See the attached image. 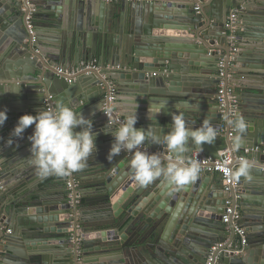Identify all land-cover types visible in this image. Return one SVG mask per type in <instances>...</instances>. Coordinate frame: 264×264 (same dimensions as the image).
<instances>
[{"label":"water","instance_id":"1","mask_svg":"<svg viewBox=\"0 0 264 264\" xmlns=\"http://www.w3.org/2000/svg\"><path fill=\"white\" fill-rule=\"evenodd\" d=\"M63 5L71 19L59 10ZM31 8L52 10L55 35L43 38L38 27V42L31 40L26 23ZM234 11L232 40L226 24ZM233 43L240 47L232 59ZM93 59L102 70L70 78L57 72L59 66L80 67ZM222 81L235 90L237 102L226 93L222 106ZM110 84L126 117L134 111L125 108L143 110L136 113L137 128L163 136L177 114L190 128L211 122L215 142L203 150L190 144L182 158L190 161L194 151L217 158L229 150L233 169L241 159L252 161L249 176L236 179L229 190L218 172L199 173L184 187L163 178L140 187L130 168L133 153L108 157L113 138L105 146L96 139L86 166L71 175L83 172L80 187L95 189L88 207L101 213L80 219L71 215L75 210L67 198L53 201L38 192L19 204L0 198V264H208L211 256L210 264H264V0H0V110L8 117L0 144L10 138L17 180L37 174L28 128L23 138L10 137L18 119L48 110L51 97L53 109L63 103L81 112L97 134L105 126L114 131L126 121L110 124L104 113ZM237 117L247 122L239 149L232 123ZM141 150L176 157L151 139ZM0 167V194H6L11 185L3 180L10 173L4 163ZM228 198L242 213L247 245L222 223ZM77 223L83 239L71 244L70 228Z\"/></svg>","mask_w":264,"mask_h":264},{"label":"clouds","instance_id":"2","mask_svg":"<svg viewBox=\"0 0 264 264\" xmlns=\"http://www.w3.org/2000/svg\"><path fill=\"white\" fill-rule=\"evenodd\" d=\"M167 102H165L164 107ZM156 110L154 116L164 108ZM151 105L149 107V113ZM7 110H0V126L7 120ZM150 118V115H149ZM232 123L236 128L235 146H242L243 134L247 129V122L237 117ZM136 112L126 117V122L116 130H109L113 142L108 157L117 156L122 152L133 153L130 168L133 180L140 187H145L159 178L167 183L184 187L198 179L199 163L182 162V157L189 150V145L203 150V145L213 144L217 138V129L211 122H205L198 128H190L182 114L172 116V123L167 134L157 135L148 129L137 128ZM34 125L33 133L28 137L31 142L30 164L38 175L68 176L82 170L96 149L97 133L93 131V122L85 118L81 112L77 113L72 107L63 103L57 104L53 110H42L38 114L22 115L12 130L10 137L23 138L25 130ZM79 129V130H77ZM151 139L153 144H165L170 152L177 157L169 160L165 165L161 157L155 153L142 151V146ZM253 163L250 159H241L238 167L231 169L234 179L248 177Z\"/></svg>","mask_w":264,"mask_h":264},{"label":"built area","instance_id":"3","mask_svg":"<svg viewBox=\"0 0 264 264\" xmlns=\"http://www.w3.org/2000/svg\"><path fill=\"white\" fill-rule=\"evenodd\" d=\"M112 1V0H108ZM35 13L36 9L31 8L26 16V23L28 27V32L30 35L31 40L36 43L38 42V36H37V29L35 26ZM236 22H237V13L236 11L232 12L231 15L229 16V20L226 24V28L230 31L229 38L234 40L236 38ZM239 47L236 43H233L232 47V59L236 53H238ZM224 59L220 61V66H224ZM233 61V60H232ZM91 70H102V64L98 59H93L92 61H86L82 62L80 67L76 66H59L57 67V72L59 74H62L66 76L67 78L74 77L80 72L83 71H91ZM222 75H224V71H221ZM70 81V79H69ZM226 93L229 94L230 98L234 102H237V96L235 95V90L233 88H226V84L224 81H222L220 88H219V95L218 99L221 102L222 106L225 104V95ZM51 97H49L48 103H47V109L52 110L53 109V103L50 101ZM117 99V92L114 87V85L110 84V94L107 96L106 103L104 104L103 110L104 113L109 117V123L114 124L116 121L123 122V118L121 115L117 114L116 111L113 109L114 104L116 103ZM152 152V150H149ZM264 151V149H263ZM161 154H165V151L159 152ZM166 158H162V161H169L177 159V157H173L169 154H166ZM197 162L200 165V173H205V172H218L221 174L223 181L225 183V187L227 190H229L231 187H236L237 181L234 179L230 173V170L233 169V164H234V156L232 152L229 150L223 151L219 157L217 158H212L210 156L204 155L200 151H194L192 155V159L190 161H186L184 158H182V162L184 164H189L191 162ZM2 169L0 167V176H1ZM70 182L68 184L70 194H69V205L76 210L77 206L79 203L82 201V194L80 192V188L78 185L79 177L77 175H70ZM75 211L71 214L74 215ZM242 217V213L236 209L232 205V199L228 198L227 199V208L223 214L222 217V223L225 226V229L227 231H231L232 227L235 229L236 234L239 236L240 241L243 245L248 244V234L246 231V228L240 224V219ZM77 227V228H76ZM81 230V232H80ZM70 243L74 244L77 241H82V226L77 223L75 226L72 225L70 228ZM222 246V243H219L214 246V249H217L218 247ZM212 256L208 260V264L211 263Z\"/></svg>","mask_w":264,"mask_h":264},{"label":"crops","instance_id":"4","mask_svg":"<svg viewBox=\"0 0 264 264\" xmlns=\"http://www.w3.org/2000/svg\"><path fill=\"white\" fill-rule=\"evenodd\" d=\"M61 9L59 8V10L61 11V13L64 14V16H66L67 19H71V17L73 16V13L71 11V9H68L65 5L60 6ZM36 9V8H35ZM46 9H38L35 13V26L36 29L41 30V35L43 38L49 39L51 36L55 35L54 32V27L52 25H50V18H53L52 15H50L49 12L50 11H45ZM54 14V13H53ZM46 15L49 17L47 18ZM37 30V34H38ZM75 41H72L71 43H74ZM71 45V44H70ZM238 47H240L238 45ZM102 64V63H101ZM72 65H70L71 67ZM236 94V92H235ZM234 102V101H233ZM120 102H116L115 105H117L116 107V113L117 114H121L123 121H126V116L124 115L123 111L124 109L119 108ZM131 111H134L136 113H141L143 110L141 108H125ZM106 129L102 128L101 131L99 132L98 136H97V140H102L103 142L105 141L104 146L106 145V143L108 141L111 140L112 135L110 136V134H105V132L109 131L111 128L110 126H105ZM1 128V126H0ZM6 130V129H5ZM34 127L30 126L28 127L27 131H29L30 135L33 133ZM9 137H5L4 139L1 140L0 144V165L2 163H4L6 165V167L8 166V168L6 169V174L10 173V175H8V178L3 180L4 184H9L11 185V189L6 193H2L0 194V198H2L3 200H5V202L7 203H13L15 202L16 204L20 203L21 200L27 198L28 194H33V193H43V194H47L48 198L52 199L53 201L56 199H65L66 198L69 200V180L71 179L70 177L66 176H57V175H49L47 177H42L38 174L36 175H32L29 178L24 179V181L21 183L19 180L16 179V174L13 175V171L15 170V165H11V163L13 162V159H11V154L8 152L9 149ZM27 148H29L28 145H26ZM14 151L18 152L19 149L21 148V145L17 148L12 147ZM25 152H26V148H24ZM222 153V152H221ZM164 164H167V161H164ZM9 171V172H8ZM3 170L1 172V174H3ZM24 172V171H23ZM22 172V173H23ZM85 173H89L88 171H84ZM82 173L78 174L80 176L78 181V185L80 188V192L83 196L82 201L79 203V205L77 206V208L79 209H74L75 210V215H81L80 219H85L86 218H90L93 217L95 214H100L101 211L92 209V207H88V204L86 202L87 197L92 198L94 195V188L93 187H87V188H81L80 186L83 184L81 177H82ZM5 190L6 189L5 187ZM97 207V206H96ZM85 228V226H84ZM84 229L82 227V233H83ZM81 232V230H80Z\"/></svg>","mask_w":264,"mask_h":264}]
</instances>
